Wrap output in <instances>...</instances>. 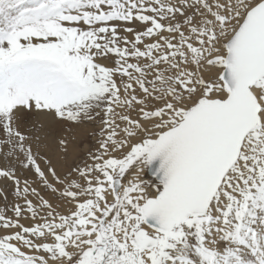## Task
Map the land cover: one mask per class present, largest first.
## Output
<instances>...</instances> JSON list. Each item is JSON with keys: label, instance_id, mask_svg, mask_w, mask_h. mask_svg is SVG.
<instances>
[{"label": "snow or ice", "instance_id": "6c2138e0", "mask_svg": "<svg viewBox=\"0 0 264 264\" xmlns=\"http://www.w3.org/2000/svg\"><path fill=\"white\" fill-rule=\"evenodd\" d=\"M0 264H264V0H0Z\"/></svg>", "mask_w": 264, "mask_h": 264}]
</instances>
